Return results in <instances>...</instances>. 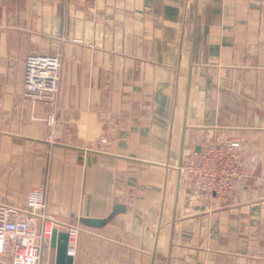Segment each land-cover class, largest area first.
<instances>
[{"label": "crops", "instance_id": "0c3cea01", "mask_svg": "<svg viewBox=\"0 0 264 264\" xmlns=\"http://www.w3.org/2000/svg\"><path fill=\"white\" fill-rule=\"evenodd\" d=\"M29 53L61 56L54 102L24 96ZM226 137L221 199L181 166ZM32 190L79 224L73 264H264V0H0V205Z\"/></svg>", "mask_w": 264, "mask_h": 264}, {"label": "built area", "instance_id": "2783aa9c", "mask_svg": "<svg viewBox=\"0 0 264 264\" xmlns=\"http://www.w3.org/2000/svg\"><path fill=\"white\" fill-rule=\"evenodd\" d=\"M61 56L50 53H29L25 57L22 75L23 94L32 101L54 102L60 79ZM48 141L55 142L59 130L55 121ZM242 141L236 137L208 140L195 157L181 166L197 192L226 199L237 179L245 177L240 161ZM44 191L32 190L27 196V211L0 205V264H42L44 248L55 230L69 235L68 254L74 255L80 227L65 224L46 214Z\"/></svg>", "mask_w": 264, "mask_h": 264}, {"label": "water", "instance_id": "95a60500", "mask_svg": "<svg viewBox=\"0 0 264 264\" xmlns=\"http://www.w3.org/2000/svg\"><path fill=\"white\" fill-rule=\"evenodd\" d=\"M123 207L121 205H116L113 208L112 213L105 218H83L81 222L85 225L94 226V227H101L107 223V221L121 211ZM68 241L69 235L67 232L64 231H57L55 230L50 244L53 248L56 249V263L55 264H73V257L72 255L68 254Z\"/></svg>", "mask_w": 264, "mask_h": 264}]
</instances>
